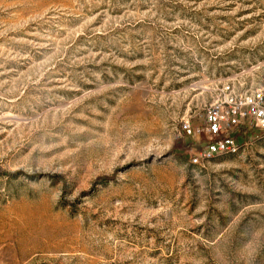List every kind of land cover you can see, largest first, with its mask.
Here are the masks:
<instances>
[{
  "label": "rangeland",
  "instance_id": "rangeland-1",
  "mask_svg": "<svg viewBox=\"0 0 264 264\" xmlns=\"http://www.w3.org/2000/svg\"><path fill=\"white\" fill-rule=\"evenodd\" d=\"M226 84L264 0H0V264H264V133L190 162Z\"/></svg>",
  "mask_w": 264,
  "mask_h": 264
},
{
  "label": "built area",
  "instance_id": "built-area-1",
  "mask_svg": "<svg viewBox=\"0 0 264 264\" xmlns=\"http://www.w3.org/2000/svg\"><path fill=\"white\" fill-rule=\"evenodd\" d=\"M238 127L264 132V89L239 90L233 84L222 87L216 101L205 115V134L208 138L201 151L191 154L190 162L199 167L221 156L239 154L242 145L229 136ZM184 132L193 133L189 123Z\"/></svg>",
  "mask_w": 264,
  "mask_h": 264
},
{
  "label": "trees",
  "instance_id": "trees-1",
  "mask_svg": "<svg viewBox=\"0 0 264 264\" xmlns=\"http://www.w3.org/2000/svg\"><path fill=\"white\" fill-rule=\"evenodd\" d=\"M264 133V132H262ZM229 136L236 140L239 145H243L246 141L250 140L254 136V131L250 130L248 127H238L234 128L230 133ZM206 143H203V146L200 148L201 151L205 148ZM198 151V152H199ZM197 152V153H198ZM192 167L195 168L197 166L192 164Z\"/></svg>",
  "mask_w": 264,
  "mask_h": 264
}]
</instances>
